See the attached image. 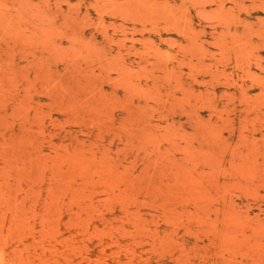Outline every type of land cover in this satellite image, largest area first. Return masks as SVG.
Wrapping results in <instances>:
<instances>
[{
    "label": "rangeland",
    "instance_id": "374dc122",
    "mask_svg": "<svg viewBox=\"0 0 264 264\" xmlns=\"http://www.w3.org/2000/svg\"><path fill=\"white\" fill-rule=\"evenodd\" d=\"M0 264H264V0H0Z\"/></svg>",
    "mask_w": 264,
    "mask_h": 264
}]
</instances>
